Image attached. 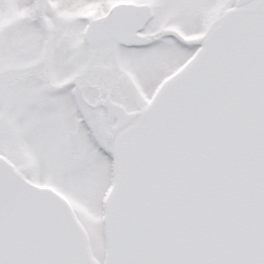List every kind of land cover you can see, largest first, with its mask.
Segmentation results:
<instances>
[{
  "label": "snow or ice",
  "instance_id": "obj_1",
  "mask_svg": "<svg viewBox=\"0 0 264 264\" xmlns=\"http://www.w3.org/2000/svg\"><path fill=\"white\" fill-rule=\"evenodd\" d=\"M0 264H264V0H0Z\"/></svg>",
  "mask_w": 264,
  "mask_h": 264
}]
</instances>
